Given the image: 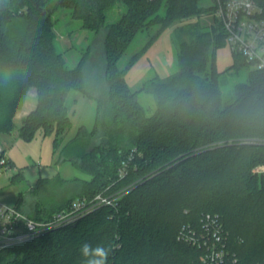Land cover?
Wrapping results in <instances>:
<instances>
[{
	"label": "trees",
	"instance_id": "trees-1",
	"mask_svg": "<svg viewBox=\"0 0 264 264\" xmlns=\"http://www.w3.org/2000/svg\"><path fill=\"white\" fill-rule=\"evenodd\" d=\"M199 2L0 0V137L15 131L26 142L39 131L53 136L61 160L88 177L59 179L70 195L53 208L38 202L33 219L49 222L74 200L96 202L131 186L113 205L1 251L0 264H81L84 242L110 246L109 264H202L204 250L178 236L185 226L201 230L205 214L218 215L228 235V261L264 263V174L256 172L264 167V69L234 53L226 73L247 68L249 74L224 98L216 54L227 36L218 20L194 21L205 13ZM118 4L126 13L108 24ZM261 6L264 19V0ZM61 10L93 32L102 50V71L89 83L91 48L73 69L58 52L54 16ZM173 24L178 70L132 91L126 71L147 47L126 68L119 61L139 33L157 30L149 45ZM32 88L37 106L17 126ZM71 91L95 101L96 118L92 129L80 127L64 143L72 127ZM141 92L155 100L152 115L138 99ZM22 178L17 173L12 181Z\"/></svg>",
	"mask_w": 264,
	"mask_h": 264
},
{
	"label": "rangeland",
	"instance_id": "rangeland-1",
	"mask_svg": "<svg viewBox=\"0 0 264 264\" xmlns=\"http://www.w3.org/2000/svg\"><path fill=\"white\" fill-rule=\"evenodd\" d=\"M200 8L205 13L200 18H194L205 25H211L217 21L213 11L212 0H200ZM126 13V7L118 4L107 14V23L118 21ZM56 30L58 39L56 46L58 52L62 53L68 68H75L81 59L90 49L88 60V83L94 76H98L102 71L103 58L102 50L95 46V34L81 27V22L71 18L68 10H61L55 16ZM176 25L166 28L159 37H156L148 45L151 38L156 34V29L149 32L139 33L133 40L126 53L119 61L121 68H126L131 59L144 48L145 51L138 57L135 63L126 71V81L130 89L134 92L141 89L145 82L155 76L167 77L178 70L177 48L174 43ZM64 38V39H62ZM234 63V53L228 41L217 50L216 68L221 75L222 91L227 100L234 93V88L239 83H245L249 74V69L244 68L239 73H226ZM34 90L29 92L26 102L17 113L15 122L17 126L21 125L23 114L35 102ZM73 94L77 98L76 104L70 110L72 127L64 137V143L72 139L80 127L92 129L95 124L96 106L95 101L83 97L74 91L69 93L68 99H73ZM67 99V104L68 100ZM138 99L143 105L146 113L152 115L155 111V100L152 95L145 92L138 94ZM0 146L6 151L8 159L13 162L12 168L0 169V196L1 200L8 205H17L18 197L22 198L21 209L29 218L33 219L35 205L46 203L49 208L64 201L70 195L68 186H61L59 179L72 181L76 178H88L72 163L61 160L60 149L54 150L53 136L44 137L39 131L36 137L26 142L19 139L17 131L11 135H2L0 137ZM22 174L20 182H13L12 177ZM131 186H127L111 193L107 197L110 205L127 193ZM32 189H35L33 194ZM74 200L72 203L77 202ZM109 205V204H108ZM18 207V206H17ZM63 210L56 212L55 215L67 212ZM34 220V219H33ZM36 221V220H35ZM183 228V227H182ZM179 237V236H178ZM200 258V262H202Z\"/></svg>",
	"mask_w": 264,
	"mask_h": 264
},
{
	"label": "built area",
	"instance_id": "built-area-1",
	"mask_svg": "<svg viewBox=\"0 0 264 264\" xmlns=\"http://www.w3.org/2000/svg\"><path fill=\"white\" fill-rule=\"evenodd\" d=\"M213 11L221 23L233 53L241 54L257 69H264V19L262 0H212ZM0 165L10 168L5 150L0 146ZM264 174V167L256 169ZM127 172L122 173V177ZM96 202L78 200L67 212L54 216L49 222L35 221L22 213L17 205H8L0 196V252L32 241L51 230L72 225L92 213L100 205H108V198L97 197ZM201 230L185 226L179 238L204 250L202 264H234L228 261V235L218 215L205 214ZM264 264V263H263Z\"/></svg>",
	"mask_w": 264,
	"mask_h": 264
},
{
	"label": "clouds",
	"instance_id": "clouds-1",
	"mask_svg": "<svg viewBox=\"0 0 264 264\" xmlns=\"http://www.w3.org/2000/svg\"><path fill=\"white\" fill-rule=\"evenodd\" d=\"M79 254L81 264H109L111 248L104 243L84 242L80 245Z\"/></svg>",
	"mask_w": 264,
	"mask_h": 264
},
{
	"label": "crops",
	"instance_id": "crops-1",
	"mask_svg": "<svg viewBox=\"0 0 264 264\" xmlns=\"http://www.w3.org/2000/svg\"><path fill=\"white\" fill-rule=\"evenodd\" d=\"M62 39H64V38H62ZM31 90H34V99H35V102L34 103H32V105L28 108V110L23 114V118L24 117H26L30 112H32L35 108H36V106H37V92H36V90L34 89V88H32V89H30V91L29 92H31ZM29 92H28V94H29ZM76 94H77V92L78 91H74ZM79 94H81L83 97H86L84 94H82V93H80V92H78ZM76 95L75 94H73V99L71 98L69 101H68V103L69 104H67V106H68V108H69V112H70V110H71V108H72V106H74V104H76V102H77V98L75 97ZM68 97H69V95H68ZM86 98H88V97H86ZM90 99V98H89ZM92 100V99H91ZM22 118V119H23ZM22 122V121H21ZM5 154H6V151H5ZM6 157H7V154H6ZM8 158V157H7ZM10 162H11V164L13 165V162L11 161V159H8ZM19 198V197H18Z\"/></svg>",
	"mask_w": 264,
	"mask_h": 264
}]
</instances>
